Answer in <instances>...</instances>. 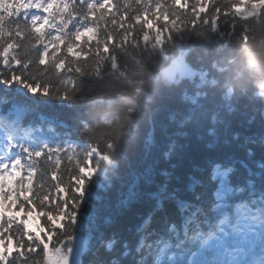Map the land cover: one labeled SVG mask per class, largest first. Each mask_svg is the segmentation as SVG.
I'll return each mask as SVG.
<instances>
[{
	"label": "snow or ice",
	"instance_id": "obj_1",
	"mask_svg": "<svg viewBox=\"0 0 264 264\" xmlns=\"http://www.w3.org/2000/svg\"><path fill=\"white\" fill-rule=\"evenodd\" d=\"M0 136V264H264V0H0Z\"/></svg>",
	"mask_w": 264,
	"mask_h": 264
},
{
	"label": "trees",
	"instance_id": "obj_2",
	"mask_svg": "<svg viewBox=\"0 0 264 264\" xmlns=\"http://www.w3.org/2000/svg\"><path fill=\"white\" fill-rule=\"evenodd\" d=\"M45 132H46V129H45ZM39 135V133H37Z\"/></svg>",
	"mask_w": 264,
	"mask_h": 264
}]
</instances>
